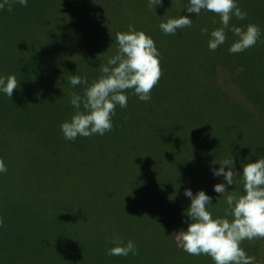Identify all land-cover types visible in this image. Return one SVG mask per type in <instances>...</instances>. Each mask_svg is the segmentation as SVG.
<instances>
[{
	"label": "trees",
	"instance_id": "trees-1",
	"mask_svg": "<svg viewBox=\"0 0 264 264\" xmlns=\"http://www.w3.org/2000/svg\"><path fill=\"white\" fill-rule=\"evenodd\" d=\"M136 2L29 0L27 7L13 4L12 11L7 6L0 10V75L14 74L18 81L11 98L0 93V157L8 169L0 179L35 202L36 221L43 216L61 218L73 239L57 247L40 240L38 250L3 256L2 237L0 264H214L207 255L183 251L178 233L187 228L183 221L191 203L184 190H204L212 197V214L224 216V197L213 190L223 177L213 176L210 163L229 159L236 151L255 162L260 157L254 150L241 151L233 143L231 148L208 127L192 126L184 134L177 128H159L151 118L155 110L136 102L132 90L127 107H116L113 128L105 135L68 141L60 129L75 112L71 93L83 95L84 86L73 88L70 77H87L89 84L98 78L100 66L118 49L117 33L127 31L129 24L154 39L162 61L158 16L149 5L136 13ZM147 2L139 1L137 7ZM90 24L96 26L94 33ZM95 45L98 53L86 59L83 51ZM248 81L251 90L256 88L255 77ZM189 132L196 144L186 149L189 143L178 137ZM183 150L202 157L197 155L194 166L201 165L180 181L169 153ZM241 184L228 186V191L242 193ZM93 227L101 234L95 235ZM117 236L133 240L137 254L108 256L113 245L108 247L104 239ZM241 247L255 257V264H264V238L244 240Z\"/></svg>",
	"mask_w": 264,
	"mask_h": 264
},
{
	"label": "rangeland",
	"instance_id": "rangeland-1",
	"mask_svg": "<svg viewBox=\"0 0 264 264\" xmlns=\"http://www.w3.org/2000/svg\"><path fill=\"white\" fill-rule=\"evenodd\" d=\"M134 1L139 3L142 0ZM137 2L132 9L136 13L145 12L144 7L149 5L148 2L142 4V8L137 7ZM187 6L188 0H168L160 6L151 7L159 19L156 31L164 57L161 61L162 76L151 92V100L142 102L155 110L151 118L159 128L164 127L167 131L177 128L178 132L184 134V130L188 131L192 126L201 129L208 127V130H214L223 137L231 148L235 144V149L246 152L254 150L258 157H264V42L258 41L242 53L231 54L228 49L235 38L229 31L226 42L216 51H210L208 37L201 33V28L207 27L211 32L220 27V17L206 11L199 16L191 14L192 26L178 29L175 35L162 32L160 23L173 16L188 15L184 10ZM238 6L247 13V17L244 20L233 17L230 23L237 27L256 24L264 32V0H238ZM171 9H175L171 11L175 14L167 15ZM90 27L94 33L96 26L90 24ZM261 40L264 41V36ZM83 52L87 59V55L95 56L98 48L96 45L89 46ZM244 76L245 81L241 79ZM252 77H255L257 88L253 90L248 81ZM134 97L136 102L141 101L136 95ZM193 135L189 132V136L178 137L189 143L186 149L195 146ZM94 141L98 142L97 139ZM99 150L100 145L97 153ZM197 155L202 157L188 150L176 151L174 155L169 153L173 171L180 181L201 165L194 166L199 161ZM228 156L234 159L235 167L241 169L249 162L238 151ZM2 187L0 211H3L4 225L0 227V239L3 237V256L27 249L38 250L40 240L46 241L44 245L49 247L63 246L57 243L66 241L71 244L73 239L61 218L43 216L36 221L35 202L0 179V193ZM93 231L95 235L101 234L96 227H93ZM104 240L108 247L113 245L109 238ZM128 257L133 255L129 254Z\"/></svg>",
	"mask_w": 264,
	"mask_h": 264
},
{
	"label": "clouds",
	"instance_id": "clouds-1",
	"mask_svg": "<svg viewBox=\"0 0 264 264\" xmlns=\"http://www.w3.org/2000/svg\"><path fill=\"white\" fill-rule=\"evenodd\" d=\"M28 3L29 0H0V10L7 6L8 11H12L13 4L27 7ZM148 4L149 7L160 6L162 0H148ZM184 10L188 15L180 14L162 21L159 25L161 31L175 35L178 29L192 26L191 14L199 16L206 11L220 17V27L211 32L207 27L201 28V33L208 37L210 51L226 42L229 31L235 38L228 49L231 54L242 53L258 41L264 42L261 40L264 32L258 25L250 23L246 27H237L230 23L233 17L238 20L247 17V13L238 6V0H188ZM116 43V53L100 66L101 75L91 84L87 77H70L69 83L73 88H84L83 95L71 93L70 104L75 112L60 125L65 140L75 141L77 137L103 136L110 132L116 107H127L128 90H132V94L141 101L151 100V92L162 76L161 53L154 39L129 24L127 31L117 33ZM17 88L14 74L0 75V93L11 98ZM216 164L220 167H215ZM7 170L4 159L0 157V174ZM210 171L214 177H223L224 182L215 184L213 190L224 197L227 205L225 215L212 214V197L204 190L193 194L190 188H186L184 195L191 200L183 221L187 228L178 233L183 251L194 256L207 255L214 264H255V257L247 255L241 243L264 238V157L246 163L242 171L236 169L233 158L213 160ZM236 182L242 183V193L228 191V186ZM3 225L4 217L0 215V227ZM111 243L114 246L107 249L108 256L137 254L133 240L125 241L117 236Z\"/></svg>",
	"mask_w": 264,
	"mask_h": 264
}]
</instances>
